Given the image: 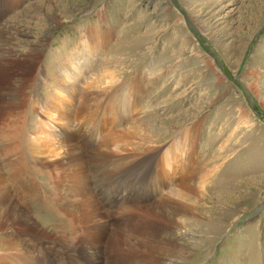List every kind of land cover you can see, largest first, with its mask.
<instances>
[{"label": "rangeland", "instance_id": "rangeland-1", "mask_svg": "<svg viewBox=\"0 0 264 264\" xmlns=\"http://www.w3.org/2000/svg\"><path fill=\"white\" fill-rule=\"evenodd\" d=\"M0 57L11 60L0 88L22 93L9 118L21 138L12 158L36 182L31 194L49 182L38 157L60 144L58 125L79 138L83 125L87 141L73 143L129 155L127 178L91 185L105 209L123 205L117 194L130 204L161 192L172 201L149 217L163 223L157 240L182 247L163 264H264V0H0ZM181 198L196 207L174 225ZM31 202L43 204L36 194ZM62 241L64 252L42 264L103 262ZM136 248L145 258L126 263L157 255Z\"/></svg>", "mask_w": 264, "mask_h": 264}, {"label": "bare ground", "instance_id": "bare-ground-1", "mask_svg": "<svg viewBox=\"0 0 264 264\" xmlns=\"http://www.w3.org/2000/svg\"><path fill=\"white\" fill-rule=\"evenodd\" d=\"M10 61L0 57V74L8 75L6 68ZM0 93L3 97H0V103L3 105L0 106V160L3 159L8 164L7 166L0 163V264H42L55 252H64L59 250L62 249L59 243L65 245L62 239L71 242L75 249L80 251V255L86 256V261L91 262V256L101 258L103 262L99 264H128L126 260L132 256L143 260L145 257L136 247L154 248L156 251L157 255L152 263L143 261L146 264H163L162 259L165 256H175L176 249L182 248L178 245L177 238L172 241L157 240L158 234L164 229L163 223L149 219L163 215L164 207L172 202L163 192L150 203H140V200L139 203L131 202L132 204L119 201L117 194L115 201L123 205L116 207L113 204L115 207L112 208L109 203L111 206L108 210L103 207L101 200H98L91 185H99L98 182L110 181L113 177L127 178L124 172H130L127 166L129 155H114L109 150L98 147L90 152L81 148L79 142L86 139V134L82 132L83 125H76L81 134L80 138L75 136L76 132L70 131V127H67L70 125H58V133L54 130L55 141L60 144L56 145L54 150L41 154L44 156L38 157V164L43 169L42 176L49 182L31 194L36 182L26 180L30 173L18 160L16 164L12 158L21 138L19 121H9V118L22 107V93H13L12 90L10 94H6L2 88ZM50 128L52 130L51 125ZM77 138L79 142L73 143ZM142 153L146 154L145 151ZM137 159L143 160V156ZM109 161L112 167L108 170L106 168ZM195 174L196 171H193L189 176L190 180ZM184 186L191 188L189 185ZM35 194L37 201L43 204L38 203L39 206H36L31 202ZM187 202L190 203L182 199L176 203L177 209L171 214L172 224L178 225L186 216L193 214L195 203ZM135 208H141L137 209L141 210V215L134 214ZM108 216L112 217L111 224ZM44 225L59 227L58 232L52 231L50 235ZM119 226H123L124 230H118ZM28 242H31L32 247L22 251L25 250L24 244ZM101 250H105V253ZM112 251H116L117 255ZM182 252L184 254L185 250ZM38 255L42 257L36 258ZM143 262L140 264H145Z\"/></svg>", "mask_w": 264, "mask_h": 264}, {"label": "water", "instance_id": "water-1", "mask_svg": "<svg viewBox=\"0 0 264 264\" xmlns=\"http://www.w3.org/2000/svg\"><path fill=\"white\" fill-rule=\"evenodd\" d=\"M178 8L183 11V15H184V18L186 19V22H187V25L193 29V31L196 33V36L198 37V40L201 42V44H203V46L205 47L206 51L211 55V57L216 61L217 63V66L219 67V69L223 72V69H222V63L221 61L219 60V56L218 54L216 53V51L212 48V47H208L206 46L202 40H201V37L199 36V33L198 31L196 30L195 26L193 25V23L188 19L186 13L184 12V10H182V8L180 6H178ZM237 82V80H236ZM240 89L243 91V93L245 94V97L247 98L249 104H251V96L249 94V91L245 88L244 84H242L241 82H237Z\"/></svg>", "mask_w": 264, "mask_h": 264}]
</instances>
